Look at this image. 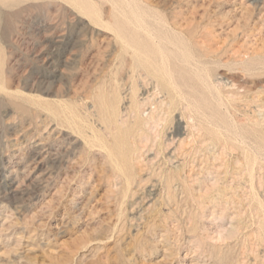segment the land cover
<instances>
[{
    "label": "rangeland",
    "instance_id": "rangeland-1",
    "mask_svg": "<svg viewBox=\"0 0 264 264\" xmlns=\"http://www.w3.org/2000/svg\"><path fill=\"white\" fill-rule=\"evenodd\" d=\"M0 264H264V0L0 3Z\"/></svg>",
    "mask_w": 264,
    "mask_h": 264
},
{
    "label": "bare ground",
    "instance_id": "bare-ground-1",
    "mask_svg": "<svg viewBox=\"0 0 264 264\" xmlns=\"http://www.w3.org/2000/svg\"><path fill=\"white\" fill-rule=\"evenodd\" d=\"M13 0H0V3H10V2H12ZM79 1H81V3H83L84 2V0H79ZM125 1V0H124ZM123 18L128 22V23H131L133 26H134V28L136 29V30H143V31H145V32H147V34L150 36V38L151 39H153V41L157 38V36H156V34H155V32H153V31H151L146 25H145V22H144V19H143V17H142V15L140 14V13H138V12H133V18H129V16L128 15H124L123 16ZM115 30V29H114ZM115 32H117V34H118V36H119V32H118V30H116ZM119 37H122V36H119ZM124 41V43H127V41L126 40H123ZM158 44V43H157ZM177 50H178V52H180V58H181V60H183V61H186L187 60V55H186V50H185V48H176ZM157 50L160 52V53H162V48L160 47V46H158V48H157ZM133 51L136 53L137 52V49L136 48H133ZM165 75L167 76V86H168V89L170 90V93H171V95H172V93L175 95V96H172V97H176V99H177V97H180V98H182V99H184V98H186L185 97V95L184 94H181L180 93V90H179V85L177 84V83H175L174 82V80L172 79V75H171V73H170V71L168 72L167 70H165ZM208 88L210 87V86H208V85H206ZM171 97V100H170V105H169V112L171 113V111L174 109V106H175V99L174 98H172ZM149 103H152L151 102V100L150 99H148V98H146V99H144V101L142 102V103H140L141 104V107H143V109H144V107L146 106V105H148ZM196 107V111L198 110V112H200V113H202L201 112V110H202V108L200 107V106H198L197 104L195 105ZM142 109V108H141ZM139 112V111H138ZM202 115H204L203 113H202ZM115 116H116V114H115ZM118 118V117H117ZM150 120H155V122H158L159 120H160V118H157V117H155V115L153 114V113H151V114H149V117H148ZM157 118V119H156ZM157 120V121H156ZM123 121V120H122ZM157 125V124H156ZM193 125H195L194 123H193ZM235 125V124H234ZM237 125V124H236ZM235 127V126H234ZM236 128V127H235ZM199 129V128H198ZM200 131V130H199ZM198 131V132H199ZM219 130H217V132H218ZM225 131H227L228 132V134L230 135L229 137L232 139V140H234L235 142H237L238 144H241V143H243L244 142V136H242V134H239V133H237V131H234V129L232 130V129H227V130H225ZM231 131L233 132V134H231ZM156 133H157V135H158V132L156 131ZM201 133V132H200ZM200 135V134H199ZM201 135H203V134H201ZM191 137V136H190ZM187 139H189V138H187ZM192 139V138H191ZM200 139V138H199ZM198 139V140H199ZM203 139V138H202ZM193 140H194V138H193ZM197 140V139H196ZM185 141V140H184ZM204 141V140H203ZM201 142V144H204V142ZM175 142V141H174ZM186 142V141H185ZM187 142H189V144L190 143H192V141L190 142V141H187ZM186 142V143H187ZM199 142V141H198ZM177 143H179V146L183 149V147L182 146H184L183 144H185V143H183V139H179V140H177ZM188 144V143H187ZM189 144H188V146H189ZM201 144H199V146L201 145ZM171 145V144H170ZM169 145V146H170ZM173 146H175L174 145V143L172 144ZM205 145V144H204ZM148 146H147V144L146 143H143V144H141V147H140V151H138V155H136L135 154V157H133L134 159H136V158H138V157H140V156H144V152L146 153V148H147ZM172 147V146H171ZM180 147H178L177 146V149L178 148H180ZM186 148H184V149H187V146H185ZM201 147V146H200ZM152 148V147H151ZM181 148H180V150H181ZM138 149V147L136 148V150ZM184 149H183V151H180L179 153H178V155L181 153V154H184L185 153V151H184ZM146 150V151H145ZM151 151H152V149H151ZM179 151V150H178ZM153 152V151H152ZM177 153H175V154H177ZM143 154V155H142ZM155 155V154H154ZM170 156H172V154L171 155H169L168 156V160H170L171 158H170ZM176 156V155H175ZM183 156V155H182ZM185 156H187L186 154H185ZM179 157H180V155H179ZM143 159V158H142ZM186 159V158H185ZM139 161L140 160H138V162H137V166H138V169H139V171H142V169L143 168H141V166L139 165ZM171 161V160H170ZM172 161H173V159H172ZM172 161H171V163H172ZM173 164H175V166H174V169L179 173V178H180V180L182 181V182H187L188 181V178L190 179L191 178V175L189 174V173H187V172H185L184 171V167H186V165H187V161L186 160H184V157H182L181 159H174V161H173ZM143 165V164H142ZM194 165V164H193ZM193 169V168H192ZM144 170V169H143ZM252 170H253V167H251L250 168V170H249V175L251 176V174H252ZM139 176L141 175V174H138ZM226 175V174H225ZM224 178V177H223ZM169 179V178H168ZM166 184H167V187L168 188H170L171 187V181H166ZM127 185L129 186V180H128V178H127Z\"/></svg>",
    "mask_w": 264,
    "mask_h": 264
}]
</instances>
